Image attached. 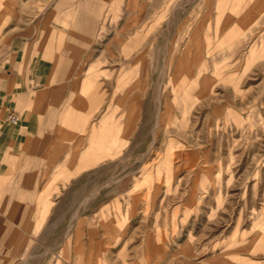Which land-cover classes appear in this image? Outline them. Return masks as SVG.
<instances>
[{"label": "rangeland", "instance_id": "rangeland-1", "mask_svg": "<svg viewBox=\"0 0 264 264\" xmlns=\"http://www.w3.org/2000/svg\"><path fill=\"white\" fill-rule=\"evenodd\" d=\"M70 2L83 100L38 155L53 225L4 222L0 264L64 234L77 264H264V0Z\"/></svg>", "mask_w": 264, "mask_h": 264}, {"label": "crops", "instance_id": "crops-1", "mask_svg": "<svg viewBox=\"0 0 264 264\" xmlns=\"http://www.w3.org/2000/svg\"><path fill=\"white\" fill-rule=\"evenodd\" d=\"M70 1L74 0H0L1 231L4 222L16 230L53 225L51 193L41 188L51 181V159L38 155L50 146L56 112L66 111L68 102L83 100L81 93L80 98L70 93L68 87L78 84L62 72L73 69L69 55L77 52L73 48L82 51L83 43L77 40L83 35L69 28V22L77 21L69 17L68 6L76 3ZM10 114L17 115L16 124L9 122ZM36 215H43V223ZM35 222L42 224L37 227ZM66 238L64 234L55 245L54 259L52 249L44 253V264H77L69 260ZM2 239L3 232L0 254Z\"/></svg>", "mask_w": 264, "mask_h": 264}, {"label": "built area", "instance_id": "built-area-1", "mask_svg": "<svg viewBox=\"0 0 264 264\" xmlns=\"http://www.w3.org/2000/svg\"><path fill=\"white\" fill-rule=\"evenodd\" d=\"M8 120H9L10 123L16 124L18 122V117L15 114H10L8 116Z\"/></svg>", "mask_w": 264, "mask_h": 264}]
</instances>
